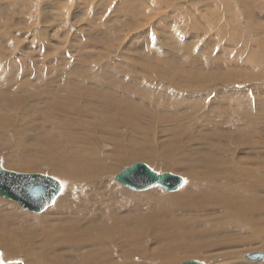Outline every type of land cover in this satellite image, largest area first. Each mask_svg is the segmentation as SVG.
Listing matches in <instances>:
<instances>
[{"label": "rangeland", "instance_id": "obj_1", "mask_svg": "<svg viewBox=\"0 0 264 264\" xmlns=\"http://www.w3.org/2000/svg\"><path fill=\"white\" fill-rule=\"evenodd\" d=\"M241 1L168 0L159 5L156 0H0V161L7 171L47 175L62 186L55 204L40 214L0 197V231L9 224L12 236L19 231L6 218L9 204L14 208L11 214L41 218L66 206L72 210L68 215L88 229L90 236L118 234L108 225L116 218L106 221L110 215L120 224L127 222L128 227L122 228L125 232L135 238L145 236L134 238L129 245L104 241L112 251L110 264H182L189 260L264 264L263 256L248 258L264 255V217L230 219L222 209L224 195H211L213 190L204 185L212 183L206 174L212 171L216 176H230V197L255 182L262 184L264 193V110L253 115L258 131L254 141L259 148H254L252 136L253 146L243 145L249 135L239 137L237 129L247 128V124L238 122L232 112L244 101L264 103V1ZM250 25L255 28L249 31ZM117 147L124 155L137 151L147 155L126 163ZM63 150L67 158L58 159L56 154ZM257 152L260 160L254 155ZM77 153L95 156L96 161L113 158L107 167L115 169L97 177L81 200L84 205L78 207L76 197L81 198V188L86 185L82 177L61 179L53 171L58 161L70 165L74 158L79 159ZM116 157L124 158L119 160L122 164L114 162ZM209 158L226 162L219 169L212 167ZM135 163H144L159 174L179 175L184 185L172 193L160 186L130 190L115 177ZM171 163L192 166L200 175V188L186 191L189 172H171ZM108 185L135 196L120 197L115 188L111 191L117 205L113 206L98 196ZM183 190L194 207L174 211V218L165 219L160 231L164 232L167 223L175 226L178 220L184 237L170 240L181 238L178 244L184 250L172 248L167 252L175 260L164 262L167 254L157 255L163 245L155 243L160 235H142L135 230V222L158 214L157 207H147L152 199L161 198L152 195L154 191L173 196ZM209 199L212 204H201ZM29 222L34 233L42 226L39 221ZM228 222L236 228L216 231L218 226H230ZM41 232L45 234L46 228ZM9 238L0 242H11ZM22 246L27 249L26 243ZM72 246L63 248L58 256L63 253L64 262L80 264L78 258L85 252ZM134 248L138 250L132 251ZM1 249L0 263L4 264ZM27 252L17 253L16 259L5 264H29Z\"/></svg>", "mask_w": 264, "mask_h": 264}, {"label": "bare ground", "instance_id": "obj_2", "mask_svg": "<svg viewBox=\"0 0 264 264\" xmlns=\"http://www.w3.org/2000/svg\"><path fill=\"white\" fill-rule=\"evenodd\" d=\"M100 1H102V0H100ZM167 1L168 0H159V1L156 0L157 4H159V5H162L163 3L167 4ZM241 2L244 3V0ZM228 4H229V2H228ZM5 15H7V14H5ZM221 28H222V30H226L225 27H221ZM254 28H255V25H250L248 27L249 31L253 30ZM224 34L225 33H223L221 35H224ZM233 39H237V38H233ZM239 41H242L241 38L239 39ZM252 43H254V42H252ZM249 44L251 45V43H249ZM185 88L187 89V87H185ZM190 89H192V88H190ZM143 100H145V99H143ZM247 103H250V102H247ZM247 103L245 101L242 103H239L235 106L234 110H232L233 114L235 115L234 118L238 122L239 121L241 122V120H242V123L247 124V128H240V129L236 128V129L239 132V134H238L239 137H244L245 134L249 135V141H247L243 145L253 146L250 142V138L252 136L253 137V143L256 144L254 148H256L257 145L259 148L258 142L254 141V139L257 138V137H255V135L258 133V131H257L255 121H254L256 119V117H253V115H257L258 114L257 111L260 109L264 110V103L263 104L259 103L257 105H253L251 103H250L251 105H249ZM247 107H250V108H247ZM242 129H245V130H242ZM76 144H78V143H76ZM115 150L117 152H120L118 147ZM93 153L95 154V156L97 158L98 157L102 158V155L99 152H97V150L93 149ZM121 153L122 152H120V154ZM77 154H79L80 157H79V159L73 157L75 160L73 161L72 164H70V165L63 164V162L58 161L55 165L54 170H53L57 175L60 176L61 179H64V178L68 179L67 176H72L73 179H75L78 175L80 177H82V182L84 183V185L85 184L86 185L84 186V188H81V192H80L81 198L76 197L77 198V200L75 202L76 207H78L80 205H82V206L84 205V201L82 202L81 200H83L85 197V194L87 192H89L90 185L97 179L98 176H103L102 174H107V173H110V172L115 170V169L110 170L107 167L108 162L111 163L112 162L111 159H113V158L108 159V162H105L104 158L96 161V160H94L95 156H85L83 153H77ZM113 154H116V153L114 152ZM63 155H64V150L60 154H56V157H58V159H59V156H62V157L67 156V155H64V156ZM70 155H73V154H70ZM121 155H123L122 157L125 158L126 163L127 162L129 163V162H132L134 159H139V160L145 159L146 158L145 155H147V153L137 151V153L135 155H131V154H129V155L121 154ZM254 155H255L257 160L258 159L260 160V155L258 152H257V154H254ZM166 157L169 159H173L172 156H166ZM204 158L205 157H202V159H204ZM120 159H122V158L116 157L114 162L119 164V163H121V162H119ZM123 159H122V162H123ZM173 161H174V159H173ZM225 162L226 161L224 159H222V160L211 159L210 160V158H209V163L212 164V167H218L219 168V166L225 165ZM150 163L153 164L152 162H150ZM245 165L247 166L248 163L245 162ZM73 166H76V169H72ZM168 166L171 168L169 170L171 172H180L182 175H185L182 173L184 170L189 172L188 177H187L188 181H189V185H188V187L185 188L186 191L187 190L189 191V189H192V187H193L192 190H195V192H196L198 190V188H200V175L193 172L194 169L192 166L191 167H184V164H181L179 167H176L175 165L172 166V163H171V165H168ZM212 167L209 169H212ZM181 169H183V170H181ZM206 174L212 181L211 184H209V182L204 183L205 186H208L213 190L210 192V194L214 195L216 193H219L220 195H224L222 198V202L225 204V206L222 207V209H226L228 211V213H226L227 217H230V219H231V217H239L238 219H243L244 217H252V218H257V217H261V216L264 217V196H260V193H262L261 188H263L261 183L255 182L254 184H256V185L242 186L240 188V194L236 193V194H234L233 197H230L227 194L233 188L231 186L232 183L230 184V182L232 180L228 174H226V176H224V177L216 176V175H214L216 173L215 172L213 173L212 171L206 172ZM222 176H223V174H222ZM115 188L116 187L113 185H108V186H106L103 193H98V196L100 198L101 197L106 198L113 206L117 205L116 201H115V199L117 198L115 195V192H118L120 194L119 195L120 197L135 196V195L129 194L125 191L122 192L121 190H119L117 188H116L117 190L114 193H112L111 190H113ZM220 189H221V191H220ZM185 190H183L182 192L180 191L179 193H177L173 196L162 195L158 191H154L152 195H154L156 197H157V195L158 196L160 195L161 198L160 199L159 198L158 199H152V202L148 203L147 207L150 209L157 207V213L158 214H153L152 216L145 217L144 219H141V220L135 222V224H136L135 230L137 229L138 231H140L142 233V235L144 233H147V235H148V233H155L156 235H160V236L156 237L155 243H159V244L161 243L163 245L162 250L158 251L157 255L167 254V255H163L164 257L162 258V260L164 262H166L170 259L175 260V258L173 259V257H169L170 253H168V252H170L172 250V248H176V251H179L182 248L180 246V244H178L179 241L181 240V238H177V239H173V240H170V239L177 237V236H179V237H184V236L180 235V233H181L180 232V222L178 220H177V224L175 226H172L169 223L165 224L164 230H163L164 232H162V230L160 231L161 223L167 218H174V211L183 212L187 208H190V207L193 208L194 207L191 203V200H187L188 199L187 197H186L187 199H185ZM136 191H138V190H136ZM220 192H222V193H220ZM263 194L264 193H262V195ZM140 195L144 196L143 194H140ZM138 197H140V196H138ZM242 197H244V198L242 199ZM212 201H213L212 199H209V201H204L201 204L206 206L207 204H212ZM4 204H9V203H4ZM125 204L127 206V200H126ZM169 205H171V207H167ZM204 206H202V207H204ZM6 210L8 211L6 218H11L12 226H14V224L18 225L19 231L17 233V236H12L11 235L12 229H11L10 224L6 225L4 227V231H0V241L4 240L7 237H10L9 240L11 241V242H6V243L0 242V248H2L1 250L4 251V255H2V257H4L2 260V262L4 264H5V261L8 263V261L16 259V256L18 255L17 253L27 252V251H29L26 253V257L30 261L29 264H39V260H40L41 264H72L73 262H71V263L70 262H64L67 259L65 257L62 258L64 256L63 253L59 254V256H58V253L61 252L63 248L65 249V248L69 247L71 249V247H73L72 245H75V248L78 249V251L82 250L85 252L82 257L78 258V261L80 262V264H110L109 258L112 255V251L109 249L108 245L106 247V244L104 245L103 242L109 241L112 244V242L120 241L125 245H129L128 243L131 240L133 242L134 241L133 239L135 238L134 234L125 232V229H122L123 227H128L127 222H126V224H120V222H119L120 220L118 221V218L116 216H113L110 214H109L110 216L108 217L109 219H107L106 221L109 222V220H112L111 217L116 218L117 220L116 219L112 220L113 222H109L108 225H110L111 229L118 230L119 232L116 231V233H118V234L113 233L111 235V237L107 238V237L103 236L102 234H97V235H92V236L88 235V233H89L88 229L84 228L82 225L75 222L72 215H68V213L72 214V210L70 208H67L66 206L63 209L57 208L55 210V212L53 214H51L50 217H47V218L44 217L45 219L41 218V217L29 216V215L24 214V213L18 214V216H17V214H11L14 211L12 204H9V206H6ZM165 210H166V212H164ZM83 213H84L83 211L77 212V214H83ZM53 216H58V218L55 219V218H53ZM30 220H31V222H32V220H35L36 222L39 221L41 223V224L40 223L39 224L42 225L39 227V229L36 230L35 233H34V230H32L31 228L29 229V227L26 223V222H29ZM262 220H264V218ZM235 221H236V219H235ZM16 222H19V223H16ZM69 224H71V225H69ZM227 224H229L230 226H227V225L226 226L222 225L221 227L218 226L219 228L217 230L215 228V230L221 231L220 229L223 230V229H226V227L227 228L235 227L232 223L228 222ZM255 224H257V223H255ZM231 225H233V226H231ZM43 227L46 228L45 234H42V232H41V229ZM235 228H233V229H235ZM213 230L211 229V233L216 232ZM193 231H194V229H193ZM29 232H33V233H29ZM38 233L41 234V236H38L37 235ZM190 236H192V235H190ZM28 237H30V238H28ZM19 238H21L22 240H20ZM137 238L144 239L145 236H138L135 238V241ZM194 238H195V236H194ZM29 240L31 242H29ZM182 240H183V238H182ZM186 240H187V238H186ZM187 241H190V240H187ZM193 241H195V240H193ZM153 242H154V240H153ZM24 243L27 244V249H24V246H22ZM139 243H141V242H139ZM142 245H144V243ZM189 246H191V245H189ZM195 246H197V244ZM261 247L264 248V245H262ZM93 248H95V249H93ZM251 249H253V248H251ZM137 250H138V248H134V250H132V251L136 252ZM187 250H188V247H187ZM139 252H141V251H139ZM95 253L97 255H95ZM238 255H240V254H238ZM227 257H228V255H227ZM230 257H232V256H230ZM233 257H234V255H233ZM235 258H236V256H235ZM238 258H239V256H238ZM74 259H76V258L74 257ZM189 261H191V260H189ZM194 261H196V260H194ZM73 264H79V263L74 262Z\"/></svg>", "mask_w": 264, "mask_h": 264}, {"label": "water", "instance_id": "obj_3", "mask_svg": "<svg viewBox=\"0 0 264 264\" xmlns=\"http://www.w3.org/2000/svg\"><path fill=\"white\" fill-rule=\"evenodd\" d=\"M115 180L130 190L146 191L157 186L167 192L178 191L184 179L173 173L159 174L144 163H136L115 177ZM62 191L61 184L53 177L41 174H20L7 171L0 161V197L16 202L26 211L40 214L53 206ZM262 254H253L254 259ZM182 264H202L187 261Z\"/></svg>", "mask_w": 264, "mask_h": 264}]
</instances>
